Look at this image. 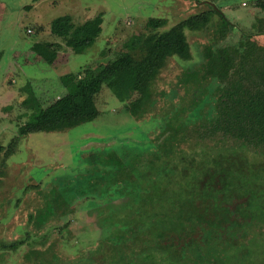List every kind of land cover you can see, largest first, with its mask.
I'll return each instance as SVG.
<instances>
[{
	"label": "rangeland",
	"instance_id": "374dc122",
	"mask_svg": "<svg viewBox=\"0 0 264 264\" xmlns=\"http://www.w3.org/2000/svg\"><path fill=\"white\" fill-rule=\"evenodd\" d=\"M258 1L0 0L4 147L35 109L65 93L70 75L115 57L153 31L146 26L149 18L166 20L157 32L197 14L208 19L197 28L184 26L191 58L167 59L138 113L127 108L136 94L121 102L103 86L94 120L28 134L11 155L0 152V264H82L89 257V264H104V258L127 264L130 257L136 264H264V152L248 135L245 142L235 140L241 133L218 124L219 117L209 119L215 100L220 109L225 101L200 69L225 44L243 37L246 45L264 41ZM98 13L102 32L81 54L50 34L51 20L60 15L80 23ZM37 40L60 46L52 64L32 51ZM221 67L226 83L227 68ZM224 85L229 92L231 84ZM146 165L153 176L163 168L167 174L156 193L153 187L148 193L153 196L145 198L143 212V197L139 208L135 201L127 208L120 193L133 167ZM142 180L146 185L148 178ZM180 215L189 216L183 226ZM107 226L112 232L101 241Z\"/></svg>",
	"mask_w": 264,
	"mask_h": 264
},
{
	"label": "trees",
	"instance_id": "16d2710c",
	"mask_svg": "<svg viewBox=\"0 0 264 264\" xmlns=\"http://www.w3.org/2000/svg\"><path fill=\"white\" fill-rule=\"evenodd\" d=\"M256 5L264 9V0L258 1ZM31 6L32 4H27L24 8L28 10ZM215 12L219 14L225 24L228 23L222 12L217 8ZM207 22L205 14L201 13L188 18L186 24L181 21L168 30L157 32L156 29L165 25L166 20L149 18L146 21V26L153 31L139 43L128 44L127 50L125 48L115 57L86 66L79 72L70 75L69 81L64 86L65 93L49 102L45 107L35 109L29 118L18 126L17 135L12 141L6 147L0 144V152H5V156L11 155L19 139L28 134L63 131L94 120L99 114L97 96L103 86H106L121 102L136 94L131 104L134 108H131V105H128L127 108L131 114L138 113V109L142 108L150 97L152 86L164 68L167 59L171 56L185 60L191 58L190 45L184 34V26L197 28ZM102 23V13L80 23H75L71 15L65 14L52 19L49 30L51 35L61 38L64 45L69 47L73 53L81 54L96 42L102 32ZM245 40L248 39L243 37L235 44L229 43L219 47V53L213 54L215 61L205 58L200 69L203 71L204 78L215 85L216 94H222V100L225 101L220 109L218 100H215L214 110L216 109V112L209 119L216 120L219 117L218 124L221 120L228 130L241 133L242 137L235 140L245 142L248 135L251 138L249 143L257 150L264 152V41L246 45ZM59 47V45L58 47L54 46V43L48 40H37L32 44L31 49L44 62L52 64ZM222 64L227 68L225 70L226 83L221 77ZM224 84H231L232 88L229 92ZM216 132L222 134L223 130L219 129ZM149 168L147 165L142 170L133 167V178L122 181L125 183L123 191H126L124 194L122 191L120 197H124V204L127 208L132 206H130V201H135L136 207L139 208L138 198L143 197L140 211L143 209L145 212L147 206L144 204V200L147 196H153L148 193L152 192V187L156 193L161 186V181L167 174L163 172L166 168L157 170L155 176L149 173ZM145 176L148 181L146 185H143L142 178ZM109 188L106 187L107 190ZM145 194L148 195L145 196ZM160 197L161 195L157 194L156 200L159 201ZM163 197L162 194V199ZM189 201L193 203L194 198ZM187 219L189 216L180 215L177 218L178 225L183 226L184 220ZM159 221L156 220L152 227L148 226L151 232L156 230ZM225 223L227 222L225 221ZM237 229L234 231L235 235H239ZM110 232H112V226H107L100 233L101 241ZM167 246L169 245L167 244ZM81 256L78 258L80 259ZM89 258H86L82 264H89ZM134 259V257H130L126 263L136 264L137 261L134 262ZM49 261L51 264H58L56 260ZM78 263L79 261L75 264ZM104 264L116 263L113 260L108 262L104 258Z\"/></svg>",
	"mask_w": 264,
	"mask_h": 264
},
{
	"label": "crops",
	"instance_id": "0c3cea01",
	"mask_svg": "<svg viewBox=\"0 0 264 264\" xmlns=\"http://www.w3.org/2000/svg\"><path fill=\"white\" fill-rule=\"evenodd\" d=\"M29 10V9H28ZM57 98V97H56Z\"/></svg>",
	"mask_w": 264,
	"mask_h": 264
}]
</instances>
